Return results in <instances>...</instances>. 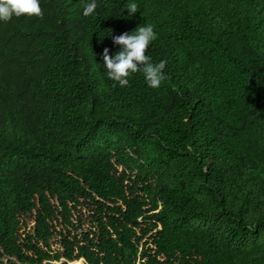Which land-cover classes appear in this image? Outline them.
Wrapping results in <instances>:
<instances>
[{"label": "trees", "instance_id": "trees-1", "mask_svg": "<svg viewBox=\"0 0 264 264\" xmlns=\"http://www.w3.org/2000/svg\"><path fill=\"white\" fill-rule=\"evenodd\" d=\"M86 2L0 21V264H264V0Z\"/></svg>", "mask_w": 264, "mask_h": 264}, {"label": "clouds", "instance_id": "clouds-1", "mask_svg": "<svg viewBox=\"0 0 264 264\" xmlns=\"http://www.w3.org/2000/svg\"><path fill=\"white\" fill-rule=\"evenodd\" d=\"M96 0H88L83 5L85 17L95 14L97 9ZM130 14L139 11L137 3H130L127 7ZM43 9L40 0H0V21L10 22L13 17L20 18L36 17L43 19ZM158 38L154 25L146 24L138 26L132 34L127 32L113 36V43L119 45L121 50L114 56L109 55V49L105 48L102 53L103 65L106 69L107 78L121 87L129 86L133 74L142 73L146 83L152 89H159L167 79L165 74L166 61L153 63L147 55L151 43Z\"/></svg>", "mask_w": 264, "mask_h": 264}]
</instances>
